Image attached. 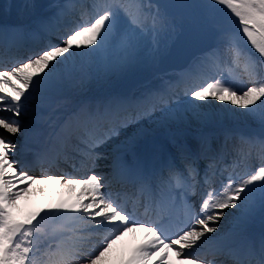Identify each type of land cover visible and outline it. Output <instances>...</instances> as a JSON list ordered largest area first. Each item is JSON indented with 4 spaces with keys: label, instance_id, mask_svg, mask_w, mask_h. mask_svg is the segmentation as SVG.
Wrapping results in <instances>:
<instances>
[{
    "label": "snow or ice",
    "instance_id": "obj_1",
    "mask_svg": "<svg viewBox=\"0 0 264 264\" xmlns=\"http://www.w3.org/2000/svg\"><path fill=\"white\" fill-rule=\"evenodd\" d=\"M51 7L57 12L38 16L31 30L23 33L26 40L57 35L59 19L74 4L56 3ZM91 7L95 16L90 22L69 27L58 35L57 42L46 44L28 59L10 68L4 67V61L0 60V113H11L14 117L28 115L33 100L39 110L62 87L77 79L82 80L92 72L108 75L128 68L144 52L141 45L146 30L158 35L166 28L169 34L179 36L187 27L218 38L221 45H214L196 57L186 67V73L205 71L226 54L230 66L243 64L247 82L238 84L228 78L214 77L199 87L186 86L183 95L188 100L176 107L167 106L176 95L168 89L148 90L133 98H113L94 108L82 107L77 113V124L59 126L44 153H37V158L43 155L67 159V149L71 148L84 158L82 163H94L98 158L95 148L119 136L121 129L152 117L154 112L162 113L155 121L160 125L185 118L189 113L201 123H208L212 115L203 110L204 102L213 99L233 106L225 110L233 118L243 116L258 121L259 135H240L232 151L236 160H247L243 146L258 145L260 163L245 175H229L226 183L213 187L217 164L228 148L227 138L218 148L203 135L195 148L173 138L175 154L141 155L134 145L145 130L137 129L125 141L128 158L114 159L113 174L157 193L161 210L155 219L142 221L104 192L103 176L95 173L83 177L36 176L18 168L19 161L13 159L18 145L9 137H27L29 130L18 119L0 115V129L8 134H0V264H103L113 245L137 228L146 229L152 239L134 249L126 264H172L169 259L172 252L176 264H216L215 259L193 253L205 246L217 252L222 250L224 236L220 221L225 218L227 235L245 245L250 256L236 264H264V232L257 241L248 236V229L257 217L264 226V0H185L158 6L145 0H93ZM170 8L179 10L171 23L166 11ZM233 23L238 25V31L229 30ZM21 33L18 29L0 28V49L7 50L16 44V36ZM80 37H87L86 43L80 42ZM145 54L153 58L159 55V41ZM236 108L241 111H235ZM52 183H62L65 187L79 185L81 191L28 215L18 214V202L33 184H43L46 188ZM198 185L206 186L203 192L198 191ZM196 196L200 199L194 205L191 201ZM179 207L187 219L183 227L177 226L172 231L170 212ZM48 221H70L75 225L71 245L57 243L53 248L46 230ZM101 230L104 233L101 243L91 251H84L81 241L100 235ZM45 256L47 259L42 258Z\"/></svg>",
    "mask_w": 264,
    "mask_h": 264
},
{
    "label": "rangeland",
    "instance_id": "obj_2",
    "mask_svg": "<svg viewBox=\"0 0 264 264\" xmlns=\"http://www.w3.org/2000/svg\"><path fill=\"white\" fill-rule=\"evenodd\" d=\"M158 56V55H157ZM212 115V121L216 122L217 121V117L220 116V114L218 112H211L210 113Z\"/></svg>",
    "mask_w": 264,
    "mask_h": 264
}]
</instances>
